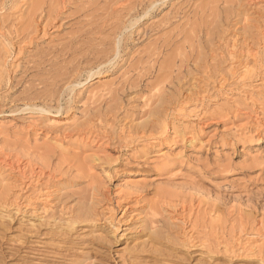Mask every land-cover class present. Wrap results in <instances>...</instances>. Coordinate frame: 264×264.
<instances>
[{"label":"rangeland","instance_id":"1","mask_svg":"<svg viewBox=\"0 0 264 264\" xmlns=\"http://www.w3.org/2000/svg\"><path fill=\"white\" fill-rule=\"evenodd\" d=\"M96 1H68L53 29L27 44L19 32L36 0H0V264H22L1 253L18 249L32 227L43 252H71L58 263L41 254L30 260L37 264H264V0H231L233 12L221 2L200 20L189 12L180 23L196 35L181 40L186 50L138 64L171 28L152 33L117 70L71 92L60 76L65 59L50 53ZM184 2L171 0L138 31ZM178 53L189 61L170 59ZM152 65L153 78L110 99L108 88ZM81 210L89 223L64 239L48 236L56 226L66 232ZM142 245L147 254H129Z\"/></svg>","mask_w":264,"mask_h":264},{"label":"bare ground","instance_id":"2","mask_svg":"<svg viewBox=\"0 0 264 264\" xmlns=\"http://www.w3.org/2000/svg\"><path fill=\"white\" fill-rule=\"evenodd\" d=\"M68 1L70 2L72 0H38V1L36 0L35 5L32 4L33 7L31 9V11L27 14L26 21H24L25 27H23V29L21 28L22 31L19 32V36L21 37V40L22 41L24 40L23 41L24 43L26 41L27 44H31V43H33V41H35V39L37 38V35L40 34L41 32H43L44 34H47L49 29H53L54 25L60 19L61 15L68 8V5H69ZM170 1L171 0H97L96 2H93L90 5L88 4L89 5L88 7H85L84 10L79 12L80 15L78 17L75 15L77 17L76 26L78 29L74 30L72 33L69 34L70 36H68L69 40L67 43L65 42L64 45H62L61 47H58L59 49H56L54 51L51 50L52 53H50L51 56L56 57L57 61L61 60L63 58L65 59V66H63V67H66V68H65L64 73H62L60 76H61V78H63L64 80H66L69 83L68 88L72 89L71 92H73V90L77 86H82L83 83H86L84 81H88L89 79L97 78L101 74H103L104 72L106 73L108 71L117 70L121 66V64H124L126 62L125 58H126L128 49H131L133 46L139 44L138 41L140 39L148 38L152 33L158 34L162 31H165V30H168L171 28L170 29L171 32L170 33L167 32L169 34L164 35V37L160 38L158 40V43L155 42L156 44H153L154 48L152 47L153 50H152V48H150L151 50L145 54L146 56L144 58H141V60L139 61L138 64L142 65L144 63L145 58L147 59L146 60L147 63H149V62L153 63L154 62L155 64H158L159 61L162 58H164L169 51H172L173 49H177L178 51L179 50H186L185 44H187L189 41L187 43H184L182 41L184 45H179L181 43V40L182 39L183 40H190L192 37L195 38V35H196L195 29H192L191 32H188V30L186 28V26H188V22L184 23V24L180 23L185 18H188L187 15L189 12L193 13L194 18L195 17L197 18L198 16H204L203 14H205V13L207 14L208 11L213 12V10L218 9L221 6V5L219 6V4L221 2L223 4L225 3V5L228 6V7H225L226 9H229L231 12L235 11V9L230 6L234 3L231 0H211V2L209 4H206L205 3L206 0H203L202 3L197 5V6L195 5V2L197 3L198 1L200 2L201 0H197V1L196 0H185V2L183 4L179 5V7L173 11L172 16H169L166 19H164L158 26H155L149 30H145L142 32L138 31L143 26L144 19L151 17V16L155 15L156 13H158L161 9L168 6ZM193 6H195V7L192 10ZM222 12H224V11H222ZM200 13L202 15H200ZM100 16H103L105 18L101 19L102 17H100ZM207 16H204V17H207ZM198 20H200V19H198ZM72 24H73V22H72ZM192 25L193 24H191V27H192ZM193 26H195V25H193ZM173 27H175V28L172 29ZM192 28H195V27H192ZM199 29H201V27H199ZM13 33H15V32H13ZM105 33H108V34L106 37H103V35ZM191 45H193V44H191ZM176 53L177 52H174V54H176ZM181 56H182V54L179 55V53H178V55L171 57L170 59L173 58L174 60H178V58ZM45 58H46V56H45ZM51 58H53V57H51ZM66 60H68V61H66ZM164 60L166 61V59H164ZM188 61H189L188 55H187V57H184V59H183V57H181L180 62L182 64H186V62H188ZM60 62H62V61H60ZM39 63H41V62H39ZM170 64H172V62H170ZM48 65H50V64L48 63ZM149 66H150V64H149ZM163 66H165V65H163ZM38 68H39V65H38ZM151 68H150L151 70H146L145 67H142L139 70V67H136L135 72L137 70H139V72L138 71L136 72V75H135L136 79L133 80V76H132V79H130V78L125 79L122 83L123 85H121L122 87L121 88L119 87L120 88L119 90L108 88L107 93H108L110 99L119 98L120 97V91H123L124 89L128 90V88H133V87H136L137 85L143 84V82H145L146 78L147 79L153 78L155 76V74L158 72V69L156 66H153V65ZM166 68H167V66H166ZM161 69H163V68H161V67L159 68L160 74L162 71ZM141 71H145V72L142 73ZM60 72H61V69H60ZM58 77H59V75H58ZM56 83H58V82H55L54 84H56ZM98 100L99 99H97V101L95 103H97ZM93 103H94V101H93ZM102 103L106 104V103H108V101L103 100L101 102V104ZM31 107H33V106H31ZM35 108H38V107L35 106ZM35 108H33V109H35ZM39 110L45 111L44 108H40ZM56 110H58V109H56ZM97 115L95 117H98ZM49 197H50V192H44V194H41V196H39V199L40 198L44 199L43 203L45 202L44 203L45 206H44L43 210L46 213L49 210V207L47 208V206L49 204V200H48ZM35 200H36V197H35ZM35 200H33V198L32 199L29 198L28 203H27V207L28 206L32 207L31 211H33L34 215H36L40 211L35 206V203H34ZM76 210H77V208H76ZM25 212H29V211L26 210ZM88 212H89L88 210H81L79 212V214L72 215L70 221H66L67 223L65 222L66 232H64V229H61L62 227L56 226L57 228L60 229V231H57V229H54V230H52L53 232L48 234V236H51L52 239H59V238L64 239L65 236L71 235V233L73 231L77 230V226H79L82 223H86L88 221H91V220H89L90 217L88 216V214H89ZM111 212H112V210L110 211V213ZM24 228H27V227H24ZM28 228H30V227H28ZM41 233L42 232H41L40 228L32 227L30 229H25V231L22 234V241L20 242L18 249L15 248L16 249L15 250V249L10 248L9 250L14 252V253L2 252L1 253L2 256L8 257L10 255L11 257L15 258L16 255H12V254H19L18 257H20L22 264H35L36 262L32 263V262H30V260H33V259L38 260L39 256L41 254H57V255H53V258L55 260V262L52 261L53 263H58L56 261H65L67 256H68L65 254H71L70 251L65 253L64 250H62V249L59 250L56 248L57 249L56 251H58V252L50 253L48 251L43 252L39 248V246H38L39 241L38 240H40V238H41V235H42ZM44 235H45V233H44ZM96 242L102 244L103 246H105L107 248H109L110 244L112 243L111 241H110L111 242L110 243L109 240H104V242H102V240H100V241L97 240ZM167 243H169V242H167ZM147 249H148V247L146 245H144L141 249L136 248L135 250H132L129 254H136V255L137 254H147L148 253ZM0 252H1V250H0ZM132 258H133V255H132ZM3 259L5 260V258H3Z\"/></svg>","mask_w":264,"mask_h":264}]
</instances>
